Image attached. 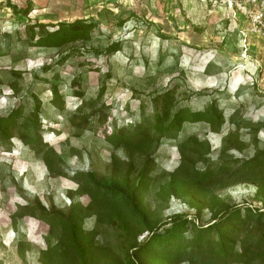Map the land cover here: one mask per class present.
<instances>
[{
	"label": "rangeland",
	"instance_id": "1",
	"mask_svg": "<svg viewBox=\"0 0 264 264\" xmlns=\"http://www.w3.org/2000/svg\"><path fill=\"white\" fill-rule=\"evenodd\" d=\"M77 20L94 23L90 39L60 48L35 46L55 25ZM246 25L199 0H0V117L19 105L31 116L38 105L43 139L69 175L94 171L124 186L132 161L108 141L113 131L153 117L164 105L204 111L217 104L224 117L220 132L205 121L186 123L178 138L163 140L151 156L133 158L131 188L142 168L154 165L143 196L152 220L183 212L194 217L197 210L187 196L162 192L172 178H184L178 171L183 160L203 170L209 162L264 154V40L252 39L246 48L240 34ZM118 41L122 50L108 55ZM55 87L62 110L52 103ZM162 94L165 99L155 103ZM20 135L17 130L11 144H0V264H42L41 251L55 246L60 232L20 215V207L38 199L48 209L67 212L73 203L88 206L90 197L84 183L50 172L43 154ZM211 185L206 197L197 196L205 205L200 225L212 222V206L222 212L264 207L257 184L223 177ZM120 226L118 220L98 225L95 211L85 219L98 245L125 259L130 238Z\"/></svg>",
	"mask_w": 264,
	"mask_h": 264
},
{
	"label": "trees",
	"instance_id": "2",
	"mask_svg": "<svg viewBox=\"0 0 264 264\" xmlns=\"http://www.w3.org/2000/svg\"><path fill=\"white\" fill-rule=\"evenodd\" d=\"M12 8L17 11L15 5ZM55 26L54 31L38 37L35 46L60 48L88 40L95 28L94 23L81 20ZM121 50L122 43L118 41L107 49V54ZM72 51L79 52V48ZM52 92V103L62 110L64 105L59 89L55 87ZM104 94L105 87L100 98ZM158 99H165V96L156 97L155 103L160 102ZM164 106V111H156L153 117L144 116L139 124L121 127L107 137L115 149H124L132 161L123 179L124 186H119L114 179L101 180L94 171H77L69 175L61 157L43 139L44 127L38 105L31 116H27L24 107L19 105L0 117V144H11L14 132L20 130V140L36 154H43L44 164L50 172L78 185L84 183L90 197L88 206L73 203L67 212L55 207L48 209L38 199L34 204L20 207V215L41 220L60 232L58 243L41 251L42 264H264V207L240 206L222 212L212 206V222L200 225L198 221L205 205L197 200V196L209 194L208 189L217 179L229 177L232 183L257 184L258 197L264 204V154H256L242 162L238 159L209 162L203 170H198L194 164L189 166L183 160L178 171L184 173V178H172L163 186L162 192L178 198L187 196L189 206L197 210L194 217L183 212L162 222L152 220L143 196L154 170L153 163L150 168L147 165L142 168L137 184L130 187V174L135 165L133 158L151 156L163 140L178 138L186 123L205 121L214 132H220L224 125L223 113L215 103L204 111ZM94 211L98 225H112L115 220L120 222V229L126 238H130L125 259L119 258L113 248L98 245L96 232L85 229V219ZM145 233L147 235L140 240Z\"/></svg>",
	"mask_w": 264,
	"mask_h": 264
},
{
	"label": "built area",
	"instance_id": "3",
	"mask_svg": "<svg viewBox=\"0 0 264 264\" xmlns=\"http://www.w3.org/2000/svg\"><path fill=\"white\" fill-rule=\"evenodd\" d=\"M206 6L218 7L224 12H232L240 23V34L244 46H251L252 39L264 40V0H199Z\"/></svg>",
	"mask_w": 264,
	"mask_h": 264
}]
</instances>
